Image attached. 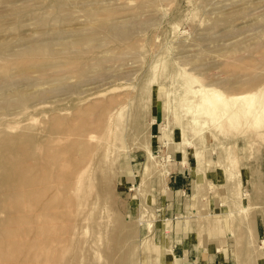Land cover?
<instances>
[{
    "label": "rangeland",
    "instance_id": "1",
    "mask_svg": "<svg viewBox=\"0 0 264 264\" xmlns=\"http://www.w3.org/2000/svg\"><path fill=\"white\" fill-rule=\"evenodd\" d=\"M262 53L264 0H0V264H264V111L200 105Z\"/></svg>",
    "mask_w": 264,
    "mask_h": 264
},
{
    "label": "bare ground",
    "instance_id": "2",
    "mask_svg": "<svg viewBox=\"0 0 264 264\" xmlns=\"http://www.w3.org/2000/svg\"><path fill=\"white\" fill-rule=\"evenodd\" d=\"M263 15V14H262ZM240 41V40H239ZM243 47L244 46H248V47H252L255 51V49L260 48L258 43H254V44H244L241 42L240 43ZM240 46V45H239ZM239 48V47H238ZM263 48V46H262ZM249 49V48H248ZM257 51V50H256ZM259 51V49H258ZM261 52V51H260ZM259 53V52H258ZM257 53V55H258ZM261 54V53H259ZM263 54V53H262ZM256 56V54H255ZM262 57V55H261ZM198 58V57H197ZM263 64V71H264V54L263 57L261 58V62ZM262 70V69H260ZM262 71V72H263ZM261 72V71H260ZM220 75V74H219ZM221 77V76H220ZM242 78V77H241ZM233 79V78H232ZM246 79V77H245ZM241 80V79H240ZM228 81V80H227ZM242 81V80H241ZM252 82V79H248L246 83H250ZM226 83V81H225ZM242 83V82H241ZM240 84V83H239ZM238 85V83H237ZM234 86V85H233ZM236 86V85H235ZM243 86V85H242ZM232 87V86H231ZM234 88V87H233ZM258 92V91H257ZM257 92H252V93H246L244 95H239V96H235L232 97L230 99H227L221 92L219 91H211L209 92V90H204L202 92V100H201V107L204 106L205 109L207 111H209L210 113H214L216 112V115H224V114H228V117L231 118L233 115L239 113V112H244V113H248L250 115H254V116H258L261 112L264 111V91H262V93L258 94ZM115 97V96H114ZM117 100V99H116ZM109 103V101H108ZM115 103V102H114ZM113 105V104H111ZM230 108H229V107ZM109 107V106H108ZM113 108V107H112ZM112 108H108V111ZM84 111V110H83ZM84 113V112H83ZM108 117V115H107ZM111 117V116H110ZM91 118V116H90ZM110 119V118H109ZM96 121V119L94 120ZM92 121V122H94ZM100 121V120H99ZM86 123V122H85ZM98 123V122H97ZM93 124V123H92ZM101 124V123H100ZM94 126V125H93ZM88 127V126H86ZM85 127V128H86ZM97 127V125H96ZM95 127V128H96ZM99 128V127H98ZM92 132V131H91ZM97 132V131H96ZM78 133V132H77ZM81 133V132H80ZM83 134V133H82ZM90 135V134H89ZM255 169H260V171H262V176L259 177V187L262 190L263 194H264V159H260L258 162H256L254 164V168ZM244 210H247L248 206H244L243 207Z\"/></svg>",
    "mask_w": 264,
    "mask_h": 264
}]
</instances>
